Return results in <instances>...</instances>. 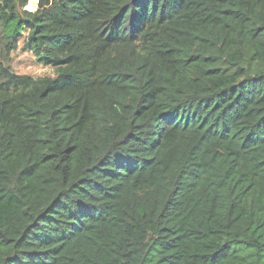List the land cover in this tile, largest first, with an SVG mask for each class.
<instances>
[{"label": "trees", "instance_id": "trees-1", "mask_svg": "<svg viewBox=\"0 0 264 264\" xmlns=\"http://www.w3.org/2000/svg\"><path fill=\"white\" fill-rule=\"evenodd\" d=\"M0 264H264V0H0Z\"/></svg>", "mask_w": 264, "mask_h": 264}, {"label": "rangeland", "instance_id": "rangeland-1", "mask_svg": "<svg viewBox=\"0 0 264 264\" xmlns=\"http://www.w3.org/2000/svg\"><path fill=\"white\" fill-rule=\"evenodd\" d=\"M8 60L11 70L16 74L28 75L34 79L54 75L52 68L39 64L30 52L22 50L21 45L10 53Z\"/></svg>", "mask_w": 264, "mask_h": 264}]
</instances>
